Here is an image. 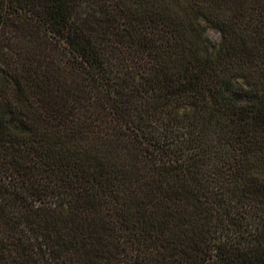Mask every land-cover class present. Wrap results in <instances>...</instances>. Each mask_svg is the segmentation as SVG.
Here are the masks:
<instances>
[{
	"label": "trees",
	"instance_id": "obj_1",
	"mask_svg": "<svg viewBox=\"0 0 264 264\" xmlns=\"http://www.w3.org/2000/svg\"><path fill=\"white\" fill-rule=\"evenodd\" d=\"M0 264H264V0H0Z\"/></svg>",
	"mask_w": 264,
	"mask_h": 264
},
{
	"label": "rangeland",
	"instance_id": "obj_2",
	"mask_svg": "<svg viewBox=\"0 0 264 264\" xmlns=\"http://www.w3.org/2000/svg\"><path fill=\"white\" fill-rule=\"evenodd\" d=\"M205 36L208 38L209 42H210V46L215 45V43H217L220 39V34L219 32L212 28V27H208L205 31Z\"/></svg>",
	"mask_w": 264,
	"mask_h": 264
}]
</instances>
